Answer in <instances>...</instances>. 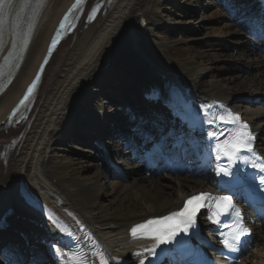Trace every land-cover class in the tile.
<instances>
[{"label":"bare ground","instance_id":"1","mask_svg":"<svg viewBox=\"0 0 264 264\" xmlns=\"http://www.w3.org/2000/svg\"><path fill=\"white\" fill-rule=\"evenodd\" d=\"M70 1L46 0L24 60L0 96V149L6 152L5 165H0V211L20 207L28 214L31 209L25 204L27 194L61 219H68L73 224L75 235L85 233L89 236L92 242L82 243L84 264H100L101 258L108 264H137L155 240L142 231L133 237L132 227L178 211L190 196L213 187L211 176L194 167L176 172L174 167L165 165L158 170L133 171L119 177L107 172L105 165L90 153H83L80 162L71 159L51 164L49 148L59 145V140L50 145L54 141L53 131L58 125L69 123L70 140L81 138L90 142L91 136L95 138L90 134V131L97 130L95 122L86 119L83 122L74 115L76 99L82 87L92 79V74L108 60L114 66H124L140 82L139 85L146 87L147 93L160 91L168 100L179 99L202 107L225 103L231 97L230 91L264 90V53L237 40L233 46L235 51H223L222 44L205 43L202 46L204 50L188 47L189 53L184 59L172 61L165 52L164 39L153 32L146 35L141 32V15L147 16L148 31L161 21V24L172 21L168 25L185 26L196 22L195 33L190 35L183 36L171 30L177 34L175 41L184 44L193 39L216 40L241 33L234 22H224L229 17L221 10L216 9L209 14L216 18L217 23L208 22L201 13L208 7L204 8L198 0H192L197 6L195 10L189 7L185 11L167 14L166 20L158 12L161 0H116L104 16L86 28L76 29L59 45L44 71L27 123L23 127L4 128L3 121L9 108L34 73L56 21ZM185 2L173 0L171 4L183 8L181 3ZM216 3L211 0L207 6L212 7ZM234 57L237 62L249 61L247 71L230 64L217 71L208 70L213 59L223 62ZM112 88H116V92L123 91L117 85ZM206 89L208 95L204 91ZM134 91L133 85L126 91L130 94L127 104L131 103ZM108 99L105 97L101 102ZM98 101H94L95 104ZM101 106L98 107L101 109ZM243 113L254 115L256 118L251 119L253 124L262 125L260 131L264 133V115H260L259 109L243 107ZM64 132H67L66 128H62L55 137L60 138ZM17 137L20 139L8 152L6 145ZM64 140L63 137L61 142ZM78 145H71V149L80 150ZM259 148L264 154V137H260ZM71 171L77 173L76 178L71 176ZM97 215L103 216L102 222L96 220ZM248 221L253 223L250 216ZM255 225L256 235L249 247L240 253L236 264H264V221L255 219ZM59 245L56 243L51 247L53 260H44L45 264H73ZM25 256L23 253L22 257ZM3 261L0 264H7Z\"/></svg>","mask_w":264,"mask_h":264},{"label":"snow or ice","instance_id":"2","mask_svg":"<svg viewBox=\"0 0 264 264\" xmlns=\"http://www.w3.org/2000/svg\"><path fill=\"white\" fill-rule=\"evenodd\" d=\"M8 3H11V0H8ZM5 5V0H0V14L3 12V8ZM75 7V5H74ZM72 9H69L71 12ZM93 12L96 11L94 8ZM91 14L89 15V19H91ZM65 20L68 19V15L66 14L64 17ZM0 24H2V20H0ZM60 29L65 28V23L62 20L60 23ZM59 32L57 33V35ZM57 43L56 39L53 38L52 44L55 45ZM31 88H29V92ZM24 101H21L23 103ZM203 107V106H202ZM233 120H239L238 114L228 113ZM216 119L224 121V116H219ZM209 124L213 123V120L209 119L207 121ZM232 122V121H225ZM243 127L246 129L247 124L244 123ZM208 135L210 137H215L216 133L209 132ZM253 136L250 132L240 133L236 137H230L229 139L224 140L223 142H217L213 151L217 153V159L219 160L221 156L227 157L233 165L236 163H245L240 159L241 153L243 152H251L253 148L252 140ZM253 168L258 169L260 172H264V163H257L252 165ZM223 174L224 176H230L232 181L244 185L248 182L247 175L240 173H233L230 167H222L217 171V175ZM260 184L264 185V178L260 180ZM211 200L212 203L208 201ZM207 207L209 209L208 220L212 223H219V217L227 214H232L233 210L235 215L241 216V210L235 206L233 202V198L231 195H219L212 196L209 193H199L196 195L190 196L183 202V207L178 211L170 213L168 216H164L160 219H149L142 224L135 225L131 229V234L133 237L137 235L138 231H142L145 235L151 237L155 240V244L145 251L154 256L156 254V249L161 244H171L173 240L179 235L180 232L188 234L190 228L195 227L196 218L200 213L201 209ZM248 233V229L240 226V230L238 234H233L230 238H223V234H221L222 239L221 243L228 248L230 251H236L237 245L240 242L241 236ZM183 243V242H180ZM136 255H140V253H136ZM100 264H108V261L101 258ZM139 264H145V259H141Z\"/></svg>","mask_w":264,"mask_h":264},{"label":"rangeland","instance_id":"3","mask_svg":"<svg viewBox=\"0 0 264 264\" xmlns=\"http://www.w3.org/2000/svg\"><path fill=\"white\" fill-rule=\"evenodd\" d=\"M201 1V0H200ZM184 5V8H189V7H192V8H197L195 7L196 4L192 1V0H186L185 3H181ZM188 5H191V6H188ZM205 7H208L206 8V10H203L201 11L202 14H204V16L207 18V21L210 22V23H217L215 20L216 18H211L210 17V13L213 12L216 8L215 7H211V6H206L204 5V8ZM183 8V9H184ZM170 11L173 10V8L170 6L169 7ZM234 19H236V21H238V24L239 26H243V22L244 20H238V16H234ZM205 20V19H204ZM223 21V19H222ZM224 22H227L226 20H224ZM185 27H182V29H184ZM194 28H197V24ZM241 30V29H240ZM194 30L193 29H184V30H178L177 32L183 36L185 35H189L190 33H192ZM243 32V31H242ZM158 36H160V38L164 39L166 41V47H165V52L168 56V58H170L172 61H177V60H182L184 59L187 55H188V51L186 48L190 47V48H194V47H197V49L199 50H204L202 48V46L205 44V43H208V44H218L219 42L221 44H224V48L222 47L221 49H223V51H235V47L234 44L237 42V40L241 39L242 37L237 35V36H232V37H225V38H220V39H216V40H210V39H205V40H202L200 42H202L199 46L197 45L196 42L192 41V42H188V43H180L178 41H175L177 40L178 37H176V33H173L171 30H167V29H162L160 30L159 32L157 33H154ZM217 51V50H216ZM219 51V50H218ZM233 60L230 62L231 65H240L242 68H244L245 70L248 69V65H249V61H245V62H237V59L234 57V58H228L227 60ZM213 61H215L214 64H212V61H211V64L210 65V68L211 70L213 71H217L219 69H222L224 68L225 66V63L227 61H224V63L221 62V60H215L213 59ZM235 65V66H236ZM62 147L63 150H58L56 153H54L52 155V159L50 161L51 164H54L58 161L60 162H69V160H75V161H82L83 160V154H80L78 153L77 151H73L71 148H69V145L68 143L66 145H63L61 146L60 145V148ZM71 176H73V178H76V175L77 173L75 171H71L70 172ZM102 198H100L101 200ZM103 200V199H102ZM96 220L99 221V222H102L103 220V216L102 215H97L96 216ZM2 261V260H0Z\"/></svg>","mask_w":264,"mask_h":264}]
</instances>
